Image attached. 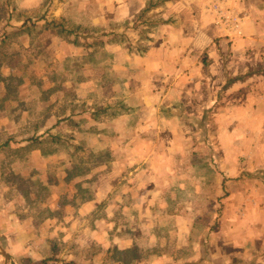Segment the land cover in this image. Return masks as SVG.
I'll list each match as a JSON object with an SVG mask.
<instances>
[{
	"label": "rangeland",
	"instance_id": "1",
	"mask_svg": "<svg viewBox=\"0 0 264 264\" xmlns=\"http://www.w3.org/2000/svg\"><path fill=\"white\" fill-rule=\"evenodd\" d=\"M173 1L0 0V246L11 264H242L229 259L262 207L264 121L241 89L162 102L166 65L182 63L148 62L168 47ZM238 6L208 0L202 27L216 45L258 34L251 48L264 53V0ZM244 13L256 22L246 35ZM249 64L264 72V55Z\"/></svg>",
	"mask_w": 264,
	"mask_h": 264
},
{
	"label": "crops",
	"instance_id": "2",
	"mask_svg": "<svg viewBox=\"0 0 264 264\" xmlns=\"http://www.w3.org/2000/svg\"><path fill=\"white\" fill-rule=\"evenodd\" d=\"M241 1L244 5L246 4V0ZM207 2L208 0H175L172 4L166 6V13L164 15L173 17L175 19V26L169 28L170 31L168 28L164 29V31L168 30L170 34L167 36L168 47L163 48L162 56H158V64L162 66L156 64L155 67V60H150L148 62L151 66L150 71H155L160 67L165 68L166 61H170L168 55L171 54L176 58H180L178 60L182 65L177 66L175 64L172 66L171 63L166 65L169 78L168 85L165 88H168V91L163 97L162 102L166 101V103L168 102L167 106L173 107V104L177 105V103L182 105L189 104L193 101L192 98L199 101L198 99L203 96L204 86H209L210 90L215 92V96L219 91L225 92L224 94L227 96L228 93L236 94L241 89L245 91L246 97L252 96L243 100V95L242 104L244 106L247 105V107H249L248 105L257 104L258 109L251 113H253L252 115H259L261 120L264 121V72L258 71L255 73L254 71H249L253 66L249 64L250 60L260 57L262 54L264 55L261 50H256L254 47L251 48V44H256L257 41H260L259 35L255 34L257 35L255 37L247 36L246 39L242 40L236 38L228 39L227 36H223L224 38L220 37L217 45L213 44L216 41L214 39L218 37L217 32L212 31V28L204 29L202 27L204 24L203 9H206ZM228 2L231 7H239L240 0H228ZM139 9H141V6ZM124 10L127 11L126 7H122L120 15L124 14ZM241 18L242 29L245 35L246 31L256 29L254 26L256 22L254 20L251 21L250 15L244 13ZM251 24L253 29L250 26ZM164 38L162 37L163 41ZM228 44H230V48ZM211 45L213 46L212 48ZM204 47H209L207 55L211 61L207 75H203L204 70L202 65L196 63V58L202 53ZM191 53H194V56ZM152 56L154 57L155 53ZM223 58L226 61L225 64L222 63ZM252 80L256 82L250 84ZM251 89H257L258 91L256 94H253V91H250ZM232 97L233 95L228 98L224 97V100H228L227 103L230 104ZM247 113H250V109H248ZM250 151L246 152L247 157H249ZM246 180L248 179L246 178ZM260 203L262 207L258 210L259 215L254 220H257L259 224L250 220V216L244 220L246 224L242 225L243 236L242 238L240 237L241 239L238 242V245L241 244L244 252H242V256H237V254L233 253L234 256L232 255V258L229 259L230 261H240L242 264L253 261L254 263H264V193L260 194ZM3 215L6 216V214H1L0 220ZM11 217L9 216V218ZM255 233H260V235L256 238ZM254 239H258L260 243L258 244V241ZM246 242L257 244L256 249L246 248ZM252 250H255V252ZM253 254L255 255L253 256ZM208 260L209 258H206V263Z\"/></svg>",
	"mask_w": 264,
	"mask_h": 264
},
{
	"label": "water",
	"instance_id": "3",
	"mask_svg": "<svg viewBox=\"0 0 264 264\" xmlns=\"http://www.w3.org/2000/svg\"><path fill=\"white\" fill-rule=\"evenodd\" d=\"M0 255L3 257V264H11L10 256L5 252V250L1 246Z\"/></svg>",
	"mask_w": 264,
	"mask_h": 264
},
{
	"label": "trees",
	"instance_id": "4",
	"mask_svg": "<svg viewBox=\"0 0 264 264\" xmlns=\"http://www.w3.org/2000/svg\"><path fill=\"white\" fill-rule=\"evenodd\" d=\"M42 264H46V261H43Z\"/></svg>",
	"mask_w": 264,
	"mask_h": 264
}]
</instances>
